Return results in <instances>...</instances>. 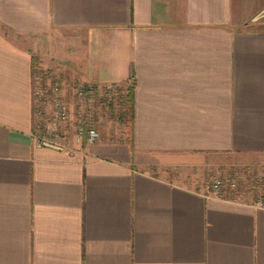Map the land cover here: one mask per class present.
<instances>
[{"label": "crops", "instance_id": "obj_1", "mask_svg": "<svg viewBox=\"0 0 264 264\" xmlns=\"http://www.w3.org/2000/svg\"><path fill=\"white\" fill-rule=\"evenodd\" d=\"M262 2L0 0V264H264V206L170 171L264 162ZM38 69L134 85L132 145L39 144Z\"/></svg>", "mask_w": 264, "mask_h": 264}, {"label": "rangeland", "instance_id": "obj_2", "mask_svg": "<svg viewBox=\"0 0 264 264\" xmlns=\"http://www.w3.org/2000/svg\"><path fill=\"white\" fill-rule=\"evenodd\" d=\"M257 1L258 4H260L261 1L264 2V0ZM258 14H264V9L261 10ZM249 20H251V18H249L248 21ZM42 73L43 71L39 70L38 75ZM41 83L43 87H46L48 89L58 85L61 89L64 100L68 104L70 111L69 119L67 122L61 123L60 128L58 129L60 134L64 133L66 135V141L69 140L70 142L71 140H74L76 143L82 146H87L98 142L102 137V140L106 144L118 147L119 152L124 151L125 148L131 144V128L127 126L125 121L123 122L119 119L121 104L119 103L120 100L118 95L121 96V90H119L116 85H110L115 86V90L112 91V94H108L109 91L106 89V87L109 85H104L101 87L99 86L103 90L95 91V99L96 97L103 94H108L116 97L114 101L111 102V104L110 101H104L103 104H99V106L97 107L95 105L97 100L96 99L95 102L93 101L94 104L92 105V109H94L93 114L84 118V114L86 113V110H88L85 101L86 99L78 96L76 90L78 88L86 89L89 85H92L94 87L98 85L76 83L73 80H67L65 77L63 78L61 75L52 74L51 76H47L44 73L41 78L39 77L37 85H40ZM49 98H52V93ZM44 113H47V116L43 117H46L49 120L52 115L51 110L47 108ZM48 120L46 122L44 121L41 130H38L39 140H42L46 143H50L48 141L53 142L55 138L53 132L48 128ZM87 121L94 126L93 128L99 131L100 138L94 143H89L86 141L77 142L75 140L77 126L80 123H85L86 125H88L86 123ZM44 135H46V137H44ZM171 167L172 168H170V171L172 172V174H176L181 177L185 176L190 183L198 180L201 183L207 184L209 188L210 183L216 178L222 179L224 181H228L229 179L234 178L235 180H237L236 187L230 188L226 185L225 188H228L227 191H235L236 194H238V191H241L243 199L249 201L256 200V196L259 195L257 189L261 193L264 190V184H262L264 182V162L258 159L252 162H246L237 159H227L222 162H217L207 159L203 163L199 164L177 165ZM254 183L257 184L256 189L252 187ZM258 198L260 199V197Z\"/></svg>", "mask_w": 264, "mask_h": 264}, {"label": "built area", "instance_id": "obj_3", "mask_svg": "<svg viewBox=\"0 0 264 264\" xmlns=\"http://www.w3.org/2000/svg\"><path fill=\"white\" fill-rule=\"evenodd\" d=\"M106 89L109 91L108 94H112L115 90V86H107ZM103 90L99 86H92L89 85L86 89L85 88H78L76 93L78 96L85 98L87 109L86 113L84 114V118L91 116L94 112L92 109V105L94 104L95 100H101L100 96L94 97L95 91ZM52 93V98H49ZM35 94V125L37 130H41L44 121L46 122L48 119L43 116H47V113H44L47 108L51 110V117L48 120V128L53 132L55 135L54 141H48L53 143L57 146H63L67 138L64 133L60 134L58 129L60 128L61 123H65L69 119V107L67 102L64 100L61 89L58 85L53 88H46L42 86V83L37 85L34 91ZM107 94V95H108ZM104 95V94H103ZM114 95V94H113ZM94 101V102H93ZM80 123L77 126L75 140L77 142L86 141L89 143H94L100 138V133L98 130L93 128L94 126L90 122ZM39 133V132H38ZM37 133V140L39 144H42L44 141L39 140ZM46 137V135H44ZM229 186L230 188H235L237 185V180L234 178L229 179L228 181H224L222 179L216 178L210 183V189L214 192L215 196L222 197V189L225 186ZM259 205L264 206L262 201H259Z\"/></svg>", "mask_w": 264, "mask_h": 264}, {"label": "trees", "instance_id": "obj_4", "mask_svg": "<svg viewBox=\"0 0 264 264\" xmlns=\"http://www.w3.org/2000/svg\"><path fill=\"white\" fill-rule=\"evenodd\" d=\"M120 90V89H119ZM120 95H118L119 97V103L121 104V109H120V115H119V119L122 120L123 122L125 121V123L127 124V126H129V128H131V132H133V122H134V113H135V93H134V85H130L126 88V91H124V93H120ZM116 96H112V95H101L100 98L101 100L97 101L96 100V107L99 106V104H103L104 101H110L111 102L114 101ZM130 142L131 145L133 143V136L130 138ZM264 184V182L262 183ZM253 188H257V184L254 183L252 185ZM264 187V185H263ZM259 195L256 196V201H262L264 203V190L261 193L258 189H257ZM257 193V194H258ZM260 197V199L258 198Z\"/></svg>", "mask_w": 264, "mask_h": 264}, {"label": "water", "instance_id": "obj_5", "mask_svg": "<svg viewBox=\"0 0 264 264\" xmlns=\"http://www.w3.org/2000/svg\"><path fill=\"white\" fill-rule=\"evenodd\" d=\"M47 145H50L49 143Z\"/></svg>", "mask_w": 264, "mask_h": 264}]
</instances>
